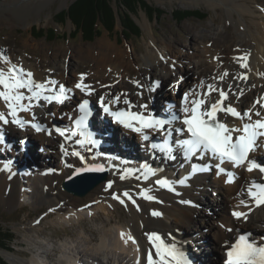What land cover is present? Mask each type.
<instances>
[{"label": "bare ground", "instance_id": "6f19581e", "mask_svg": "<svg viewBox=\"0 0 264 264\" xmlns=\"http://www.w3.org/2000/svg\"><path fill=\"white\" fill-rule=\"evenodd\" d=\"M21 1L0 0V25H14L31 15L33 9L18 6ZM180 1L189 5L202 3L206 8L211 9L223 7L227 17L233 20L237 38L229 45L223 42L226 38L223 39L222 35L217 33L216 43L223 46L220 48L205 42L208 37H211L210 34L201 37V47L195 51L193 63H187V66H184L185 70L190 71V78L185 80L181 74L182 77L172 81L175 82L174 88H176L171 92L172 95L163 90L162 81L166 84L167 81L174 80L176 75L180 76L175 71L174 50L167 45L155 46L152 39L149 47L157 48V55L154 56L147 51L146 65L160 67L159 58L163 57L164 64L169 68L160 69L149 80L137 77L138 79H132L131 82L127 81L130 79L126 73L130 66V63L126 62L127 57L123 55L117 58L121 61L116 60L107 53V48L106 50H88L83 57L81 56V60L92 62V68L85 74L78 71L70 72L69 66L58 59H64L65 55L58 57L55 55L57 62H54L56 63L54 69L39 68L38 70L25 58L17 59L14 63L9 57V49H0V53L2 56L6 55L8 61L4 63L0 60V69L6 71L8 67L14 65L25 72H31L36 83L47 84L48 81H55V85H49V87H54L58 92L59 86L63 85L68 97L62 106L55 101L52 103L43 100L32 101L33 107L29 111L18 113V119L23 122L22 127L11 123L12 118L8 116L5 102L0 100V112H3L9 120L8 124L0 122V134L16 136L19 141L15 144L9 139L8 145L4 146L0 140V205L12 211L34 206L38 202L48 204L49 211L46 212V216L53 215L49 222L59 227L80 226L84 219L94 221L99 216L105 218L104 222L94 225L95 233L87 232L81 227L76 237H68L59 243L52 244L40 240L32 230V225L37 226L42 221L39 216L34 219L31 226L27 227L26 231H30H28L30 236L23 239L28 249H32L27 250L33 253L31 252L29 258L16 256L12 251L3 253L5 254L3 257L7 258L5 259L8 263L10 262L9 264H52L51 255L55 256V264H137L138 259L139 264H146V254L151 249L146 234L151 233L160 235L167 244H176L189 257L192 264H217L216 261L221 255L223 257L221 264H224L225 251L240 230L249 231L256 238L264 234V206L254 205L247 199L248 193L245 191L247 185L261 178L258 169L248 172L247 164L235 169L237 180L233 185H228L226 177L218 172L200 174L181 189L178 197H174L161 190L156 185V180L160 176L175 178L176 174H173L171 168L175 169L183 162L178 158L169 162L163 153H157V155L155 153L158 161L152 160L153 151L142 152L147 146L140 133L121 128L116 122L110 121L109 116L97 114V112L93 115V122L94 130L103 134V137L96 136L102 141L100 149L96 151L89 142L81 148L76 146L74 148L82 150L86 155L90 152L97 160L96 163L109 168L107 178L83 196H76L62 189L64 180L82 165L72 155L74 148L71 150L77 138H73L69 144L63 146L65 143L63 139L54 133L53 121L57 116L60 122L69 123L71 117L78 113L80 104V102L77 103L78 99H90L94 108L101 110L103 109L100 106L102 97L111 110L120 108L129 110L128 105L124 103L127 99L134 105L131 111H144L146 115L160 116L164 111L170 110L182 113L183 107L178 104L180 92L189 94L191 99V93H205L206 86L212 84L226 91L231 86L229 98L225 104L235 107L242 115L252 109L257 100L264 102V10L262 13H257V7L253 9L246 0ZM194 29L189 31L190 34ZM100 46L106 47V44L103 43ZM245 54L248 55L247 68H241L236 58ZM181 56L183 54L179 52L177 59L181 60ZM180 70L182 72L184 69L180 68ZM141 71L142 69L139 73ZM225 72L229 75L220 81L219 77ZM65 73L68 76H65ZM81 76L84 77L83 81ZM241 76L246 79H242ZM72 78H76V81L73 82ZM112 78L111 82L99 83L100 80H112ZM77 83L85 85L86 91L82 92L76 88ZM178 83L180 84L177 86ZM201 84L204 87H201ZM22 91L26 96L30 95L26 90ZM169 95L175 103L163 109L165 106L163 99ZM117 97L119 101L115 102ZM214 98H218L217 92L207 97L209 102H214ZM23 103L29 102L25 100ZM141 104L147 105L146 111L139 107ZM255 110L264 112V108H260L259 105H256ZM97 116H102L106 122L100 124ZM220 116L230 126H240L238 119L224 113ZM253 118L256 119V117ZM25 122L33 124L39 122L46 129L41 134H35L24 125ZM173 125H179V122ZM173 125L169 128H174ZM69 126L72 129L73 125L69 124ZM46 130L51 131L48 137ZM26 138L32 147L27 153H23L20 142ZM130 138L133 140L131 141ZM251 159L262 164L264 151L259 149L253 152ZM11 160H13L12 163H10ZM53 160L56 161L54 165ZM160 160H166L167 166L159 163ZM87 162L95 163L88 160ZM24 166L26 170L22 169ZM51 168L54 172L47 174V170ZM13 171L16 172L15 175H11L10 172ZM145 173H148L147 178ZM143 191H147L154 199L150 201L142 198ZM209 191L214 197L217 196V199H213V203L206 201L205 193ZM124 193L128 195L125 196ZM113 196L119 199H113ZM120 200L124 203H120ZM182 201L190 203H182ZM241 201H244V204H241ZM121 211H126L127 216L123 217ZM234 211L246 213L247 219L237 220L232 215ZM114 212L117 213L118 218H115ZM153 212H159L161 215L153 216ZM209 215L214 222L210 220ZM201 217L206 218L205 221H202ZM204 228H206L205 233H203ZM229 229L231 231L228 232ZM198 232L199 234H196ZM121 233L125 234V239L130 235L136 243L131 241L125 243ZM206 245L209 247H205ZM55 251H57L56 254Z\"/></svg>", "mask_w": 264, "mask_h": 264}, {"label": "rangeland", "instance_id": "374dc122", "mask_svg": "<svg viewBox=\"0 0 264 264\" xmlns=\"http://www.w3.org/2000/svg\"><path fill=\"white\" fill-rule=\"evenodd\" d=\"M75 1L76 0H44L28 2L26 0H22L21 4L18 6H25L27 9H33L32 13L20 23L14 25H0V49H9V57L14 63L17 62V59L25 58L26 61L34 64L38 70L39 68H48V70L51 68L54 69V65L56 64L54 62H57L56 58L60 55H65L64 59H58H61L66 66H69L70 72L78 71L85 74L89 72L90 68H92V62L88 60H81L83 55L88 50H106L107 48V53L113 56V58L115 57L116 60L121 61V59L117 58H120L123 55L127 57L126 62L130 63L129 69L126 71L127 76L130 79L127 81L138 79L137 77L149 80L155 72H159L162 68H169L166 64H164L165 59L163 57L159 58V63H161L160 67L155 68L151 65H146L145 56L147 51L151 52L154 56L157 55V48L154 46L149 47L152 39L155 42V46L167 45L174 50L173 58L175 59H173V62L176 63L175 71L179 73L180 76L176 75V79H171V81H167L166 84H164L165 81H162V85H164L162 86L163 90L171 93L175 89V82L172 81H176L179 77H182L181 74L184 76L183 79L185 80L190 78V71L188 72V70H185L184 66H187V63L191 64L192 59L196 56L195 51L201 47V37L210 34L211 37H208L205 42L207 41V44H211L213 47L220 46V48L223 46L220 43H216L218 38L216 35L217 33H220L223 39L226 38L223 42L227 44L229 43V45L237 38L233 20L227 17L223 7L211 9L206 8L202 3L199 5H189L181 3L180 0H144L149 6L161 10L163 15L158 18L156 16L150 18L144 11L139 10L135 16H132L136 24L141 29L142 33L140 37H131L129 40H125L123 37L118 36L120 35L122 29L120 21L117 20L115 33L113 34H108L106 31H102L101 34L92 41H83L79 36L68 38L65 34L73 32L74 30L70 20H67L64 25H58L56 21L59 19V14L67 11ZM246 2L253 9H256L257 7V13H262L264 10V0H246ZM111 3L115 11L118 13L123 12L124 9L120 3L113 0ZM176 10H200L206 13L207 17L202 20L189 18L177 23L172 17V12ZM33 28H55L57 36L53 41H48L45 40V38H39L36 35L33 36ZM149 28L151 30H149ZM192 28L195 29L193 33L190 34L189 31H191ZM103 43L106 44V47L100 46ZM179 52L183 54V56H181V60L177 59ZM78 54L80 55L78 56ZM55 55H57V57ZM0 57L6 58V55L2 56L1 54ZM179 61H181V63H178ZM180 68H183L184 70L181 72ZM140 69H142L141 73H139ZM65 76L68 75L65 73ZM72 79L73 82L76 81V78ZM111 81H113V78L112 80H100L99 83ZM159 86H161V84ZM171 95L167 97L165 96L164 100L173 101ZM79 101L80 100L78 99L77 102ZM55 121L58 122L57 116H55ZM9 139L13 140L15 144H18L19 142L16 136L9 137ZM38 151L39 150H37V152ZM55 163L56 161L53 160L52 164L54 165ZM205 198L207 203H213V199H217V196L214 197L211 191H209L208 193H205ZM47 206L49 205L38 202L34 206H27L25 208H18L11 211L3 205H0V226L11 230L13 233V239L9 243V246L11 247L10 251H12L13 254L15 253L14 255L29 258L31 252L33 253V251H28L32 249H28L29 247L23 239L25 240V237L30 236L28 233L29 230L26 231L28 229L27 227L29 225L31 226L34 219L39 216H41L40 218L42 221L39 222L37 226L32 225V230L40 238V240H43V242H50L52 244L59 243V241H63L68 237H76L81 227L85 228L87 232L92 231L95 233L93 230L94 225H98L102 221H105L103 216H99L96 220L94 219V221L84 219V221L81 222L82 225L80 226L66 225L65 227H59L58 225L51 224L49 222V220L54 216H46V212L49 211ZM114 214L115 218H118L117 213L114 212ZM121 214L123 217L127 216L126 211H121ZM210 216L211 215H209V218ZM200 219L205 221L206 218L201 217ZM210 220L214 222L212 217ZM193 225L194 224L192 223V226ZM186 228L187 227L185 226L184 229L186 230ZM204 230H206V228L203 229V233H205ZM196 234H199V232ZM261 236H264V234ZM205 247L209 246L206 245ZM6 252L9 251L0 249V256L7 262V264H9L10 262L8 263L6 260L7 258L3 257L7 254ZM3 253L5 254L3 255ZM54 253L56 254L57 251ZM51 259V261H53L52 264H55L54 255H51ZM222 259V255L219 256L216 263L221 264Z\"/></svg>", "mask_w": 264, "mask_h": 264}, {"label": "snow or ice", "instance_id": "6c2138e0", "mask_svg": "<svg viewBox=\"0 0 264 264\" xmlns=\"http://www.w3.org/2000/svg\"><path fill=\"white\" fill-rule=\"evenodd\" d=\"M241 68H247L248 55L239 56L236 58ZM4 63H8L7 59L0 57ZM229 74L223 73L219 77L220 81H223ZM242 79L246 77L241 76ZM84 77L81 76V81ZM55 81H48L45 83H36L33 80V74L31 72H25L22 68L16 66L8 67L7 70L0 69V100L5 102L8 109V116H10L11 123L23 126V122L18 119L19 112H26L33 107L32 101L39 102L43 100L47 103L55 101L57 104H63L67 99V90L63 85L59 86L58 92L54 87L49 85H55ZM139 87V85H137ZM76 88L82 92L86 91V86L82 83H77ZM201 87H204L201 84ZM207 92L205 93H191L192 98L190 99L189 94L183 97V108L181 109L184 113L182 120L183 127L170 129L168 126L173 124L178 118L173 117L172 119H157L151 115H144V111H131L134 105L131 104L127 99L124 103L128 105L129 110L112 111L110 106L104 103L103 98L100 99V106L104 112L113 118V120L122 125L126 129H130L132 132L140 133L142 138L147 141L149 137L145 134V130L151 129L153 131H164L167 136H170L172 131L177 133H184L187 135V139L180 142L177 147L182 151L183 157L186 160H191L193 156L200 155L203 158L205 155L210 154L214 159L218 160L216 168L218 173L225 174L227 176V183H232L234 180V174L231 172H225V169L221 167L226 162L230 163L234 167H241L247 164V171L252 172L259 170L264 173V166L255 160L249 159L250 153H252L258 146V141L264 143V112L256 109V105L260 108H264V102L257 100L253 105L252 109L244 112L237 111L235 107L225 104L228 100L231 91V86L228 90L219 89L215 85L209 84L206 86ZM22 90H26L30 95H25ZM213 92L218 93V98H214V102H209L207 97L211 96ZM90 94V93H86ZM27 100L29 103H23ZM119 101V97L116 98L115 102ZM207 105V106H206ZM143 110H147V105L141 104L139 106ZM171 107V106H170ZM79 111L81 116L76 120V127L80 130L81 136L85 135L83 129L86 128V118L89 115V101L84 100L79 105ZM218 113H224L225 115L236 118L240 121V126L232 125L224 122L223 117L218 118ZM253 117H256L254 119ZM0 122L8 124L9 120L6 118L3 112H0ZM32 127L36 128L37 131L41 129L39 126L33 124ZM59 131L60 135H64L63 131ZM73 136L77 135V132L72 133ZM2 140V137H0ZM87 142L94 143L91 140L90 134H88ZM84 143V141H80ZM153 148L157 146L152 145ZM162 152L168 154L169 159H174L172 150L165 143L164 147L160 149ZM77 154L78 153H74ZM88 172H102L104 168L102 166H95L91 168H85L78 170ZM196 171V169H194ZM199 171H208L207 167L200 168ZM154 174V173H153ZM147 178L148 173H145ZM124 178L123 176L121 177ZM157 183L161 187L168 188L169 191H173L171 184L167 180H158ZM184 184V181H180ZM111 187V185H109ZM179 194V193H177ZM125 196L128 193H124ZM249 197L255 202L256 206L264 205V184H258L253 182L248 188ZM142 198L146 200H153L154 197L148 194L147 191L141 193ZM113 199H119L117 196H113ZM120 203H124L120 200ZM182 203H190L189 201H182ZM244 204V201H241ZM247 206V205H245ZM153 216L161 215L159 212H153ZM233 217L237 220L247 219V214L234 211ZM231 231V229H229ZM148 242L151 245V249L146 254V264H192L189 257L177 247L176 244L165 243L160 235L151 233L146 234ZM121 238L125 239V234L121 233ZM131 241L136 243L133 237L130 235L125 239V243ZM226 264H264V246L257 245L249 242L246 236H240V238L232 244L227 253ZM139 264V259L137 260Z\"/></svg>", "mask_w": 264, "mask_h": 264}, {"label": "trees", "instance_id": "16d2710c", "mask_svg": "<svg viewBox=\"0 0 264 264\" xmlns=\"http://www.w3.org/2000/svg\"><path fill=\"white\" fill-rule=\"evenodd\" d=\"M113 1L121 4L124 9L122 13L114 10L111 3L112 0H76L67 11L59 14V19L56 23L64 25L67 20H70L74 30L65 34V36L68 38L79 36L83 41H92L102 31H106L108 34L115 33L118 20L122 29L118 36L129 40L131 37L141 36V29L132 18L139 10L144 11L150 18L154 16L158 18L163 15L161 10L149 6L144 0ZM172 17L177 23H180L189 18L205 19L207 14L200 10H176L172 12ZM32 35L53 41L57 36V31L55 28H33ZM12 239V231L0 226V249L10 251L9 243ZM0 264H7L1 256Z\"/></svg>", "mask_w": 264, "mask_h": 264}, {"label": "water", "instance_id": "95a60500", "mask_svg": "<svg viewBox=\"0 0 264 264\" xmlns=\"http://www.w3.org/2000/svg\"><path fill=\"white\" fill-rule=\"evenodd\" d=\"M100 165H87L84 168H77L73 174L64 180L62 183V188L64 191L76 195L83 196L87 194L90 190H92L95 186L102 183L105 180V172H88V171H80L78 174V170L91 168Z\"/></svg>", "mask_w": 264, "mask_h": 264}]
</instances>
